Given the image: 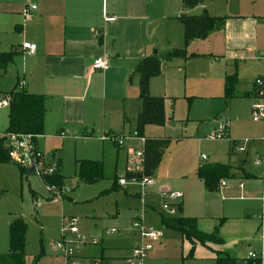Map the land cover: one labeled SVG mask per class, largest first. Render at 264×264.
Masks as SVG:
<instances>
[{
    "label": "crops",
    "instance_id": "obj_1",
    "mask_svg": "<svg viewBox=\"0 0 264 264\" xmlns=\"http://www.w3.org/2000/svg\"><path fill=\"white\" fill-rule=\"evenodd\" d=\"M30 5L36 9L28 11ZM26 11L28 14H25ZM203 14L211 18H225L224 27L210 33L204 40H194L185 46L183 26L178 18L181 15L199 17ZM95 33L98 34L97 37L94 36ZM23 43L35 45L34 54L25 53ZM183 49L186 51V58L171 61L164 59L167 53ZM8 53H14V56L5 70H0V96L11 91H24L29 95L45 98L43 135L34 138L37 149L45 155L53 141L94 139L104 145L109 141H101L102 137L120 136L126 143L122 148L113 144L119 150L115 155L114 168L116 172L118 157L122 152L123 176L131 150L129 142L140 140L142 151L144 148L143 139L134 135L141 111L138 77L134 74L137 65L143 59L153 56L161 62L159 77L152 78L149 82V95L164 99L165 124L172 121L173 115L168 113L172 102L167 92L160 93L156 89L159 79L165 81L171 70L186 71L188 66L202 60H206L211 67V77L216 78L215 86L218 89H224L226 76L236 74L237 95L250 102L251 107L255 97L253 81L263 70L264 0H202L201 5L191 10H184L181 0H0V55ZM95 59H104L106 69L92 70ZM168 114H171L170 121ZM8 126L9 106L0 110V136L6 134ZM61 133L64 137L60 136ZM234 143L232 151L235 149ZM247 146L243 153L246 154L245 159L254 154L258 156L263 151L260 138L252 140ZM52 156L57 157L62 165L59 154ZM206 161L207 158L202 160L198 168L208 165ZM8 164L12 163H0V168L8 169ZM61 165L57 173L65 184ZM227 167L232 176L228 180H250L256 183L259 178L246 173L242 168L234 171L230 166ZM27 173L33 175L30 171ZM152 176L156 177V171ZM116 177L120 176L115 174L113 186L120 188L115 183ZM197 180L202 185L203 192L216 193L207 192L203 183L198 178ZM238 190L241 194L249 193L243 184ZM136 195L138 196V191ZM183 200L184 195L175 217L194 219L198 231L204 234H212L217 230L222 244L190 243L160 224L163 231L169 234L168 237L164 236L175 240L174 236L177 235L185 253L192 249L194 257L201 255L209 264H215L216 253L227 252L224 251L227 248H224L227 243V232H224L223 225L225 222L220 221L219 225L208 223L204 212L183 216ZM253 203H257V207ZM150 209L154 211L153 208ZM262 216L264 218V208L258 194L257 198L242 206L236 227L252 229L253 238L261 242L264 229ZM245 218H252V221H244ZM134 241L136 237L133 233L131 245L127 247L129 255L126 260L130 257ZM165 244L167 240L163 239L153 243L157 248ZM124 248L121 244L113 249L118 253L119 250L124 251ZM248 262L247 259L241 263L239 261L240 264Z\"/></svg>",
    "mask_w": 264,
    "mask_h": 264
},
{
    "label": "rangeland",
    "instance_id": "obj_2",
    "mask_svg": "<svg viewBox=\"0 0 264 264\" xmlns=\"http://www.w3.org/2000/svg\"><path fill=\"white\" fill-rule=\"evenodd\" d=\"M192 65L186 71L171 70L168 81L159 79L156 85L160 93L169 94L172 104L168 107V113L171 112L173 116L169 124H165V118L163 125H148L146 127L149 130L144 128V138L165 139L169 141V146L155 170L156 177L143 174L144 177L151 176L154 182L152 187L146 189L143 197L137 196L134 188L120 189L113 186L115 174L122 178L128 176L129 171L143 173V168L137 166L130 156L132 151H142V143L137 139L129 142L131 150L123 176L122 152L115 172V155L119 150L110 141L104 145L94 139L51 142L46 157L44 155L45 161L55 163L57 160V163L58 158L52 154L60 155L61 175L65 181L62 185L71 188L69 195H61L60 198L49 193L44 183L46 179H42L43 182L39 177L27 174V179L21 180L17 165L8 164L9 170L1 167L0 255L8 254L9 225L20 219L28 227L23 264H132L125 259L129 255L127 247L131 245L130 239L133 238L131 221L143 213L145 222L160 230L167 244L160 248L153 245L154 249L148 252L142 264H209L201 255L194 257L192 249L185 253L178 236L171 240L167 238L169 234L163 231L159 223L160 214H169L161 209L160 194L169 191L184 195L183 216L204 212L208 223L219 225L220 221L225 222L223 225L224 232H227V243L224 241V248H227L224 251L235 256L240 263L248 260L249 253H254L263 259L264 264V229L260 242L253 238L252 229L238 228L235 224L241 216L242 206L257 198L258 194L261 198L260 176L263 171L254 165L259 155L249 153L250 156L245 159L246 154L243 153L248 147L245 140L251 142L259 139L262 126L252 121L251 103L239 98L237 87L234 94L227 98L224 89L215 86L216 78L211 77V67L206 60ZM222 123L227 124L230 139H209L208 136ZM233 142L238 144V148H243L244 152L236 149L232 151ZM202 156L207 158V164L230 166L234 171L242 168L246 173L259 178L256 183L250 180H226V188H221L215 194H207L203 192L195 171L202 163ZM83 161L102 162L103 178L92 185L80 184L78 162ZM119 178L116 177L115 183ZM240 183L249 191L248 194L239 192ZM253 205L257 207L258 204ZM69 221H75L77 234L70 232ZM244 221H252V218H245ZM112 230L114 234L110 233ZM58 242H62L67 251H71L70 258L65 257L64 251L54 248L53 245ZM121 244L125 250L115 253L117 250L113 248ZM133 244L131 249L139 244L137 237Z\"/></svg>",
    "mask_w": 264,
    "mask_h": 264
},
{
    "label": "trees",
    "instance_id": "obj_3",
    "mask_svg": "<svg viewBox=\"0 0 264 264\" xmlns=\"http://www.w3.org/2000/svg\"><path fill=\"white\" fill-rule=\"evenodd\" d=\"M202 0H181L184 10H191L201 5ZM184 31V44L187 46L194 40H204L214 32L220 31L225 24V18H211L207 14L199 17L181 15L179 18ZM14 53L0 55V70L4 71L6 66L12 61ZM176 58H186V51L173 50L164 57L166 61ZM161 62L156 57L143 59L136 67L134 74L138 77L139 101L141 111L138 114L134 135L138 139H143V174L151 176L157 169L163 152L169 145L168 140H148L144 139V128L148 125H163L165 123L164 99L153 98L149 95V82L152 78L158 77L161 73ZM237 85L236 74L226 76L224 94L228 98L234 94ZM9 98V126L6 134L29 135L32 138L40 137L44 131L45 98L43 96L29 95L24 91H11L3 96ZM0 163H11L8 158V146L5 137L0 138ZM58 170L61 163L57 162ZM21 180L26 179L27 170L18 166ZM103 163L83 161L78 162V178L80 184L92 185L103 178ZM197 178L203 183L207 192H217L222 181L231 179L229 168L220 164H208L198 168ZM130 176V175H128ZM115 180V179H114ZM46 184L61 186L62 179L57 173L52 178L45 180ZM115 185V183H114ZM180 210V208H179ZM160 224L166 230L179 234L184 240L190 243H207L221 245L222 241L218 237L217 230L212 234H204L198 231L196 221L183 217H162ZM28 228L26 224L16 219L11 222L8 228V254L0 255V264H23L24 249ZM215 264H240L239 261L227 252H217ZM247 264H253L249 261Z\"/></svg>",
    "mask_w": 264,
    "mask_h": 264
},
{
    "label": "built area",
    "instance_id": "obj_4",
    "mask_svg": "<svg viewBox=\"0 0 264 264\" xmlns=\"http://www.w3.org/2000/svg\"><path fill=\"white\" fill-rule=\"evenodd\" d=\"M36 9L35 6L30 5L28 11H34ZM26 11L25 14H28ZM94 36H98L97 33ZM22 49L28 55L34 54L36 50V46L30 43H23ZM263 61V70L259 77H257L253 81V88L255 92L254 101L250 107L252 121L254 123H259L262 125V135L260 137V142L263 146L262 153L258 156L257 160L254 162L256 167H261L263 171V175L261 176V203L264 208V55L262 57ZM94 71H103L106 69V63L104 59H95L91 66ZM9 106V98L8 97H0V110ZM213 132L208 136L211 140H229L228 127L227 124L222 123L217 126ZM61 137H64V134H60ZM1 137H5L8 146V158L12 164L20 166L23 169H26L27 172L29 170L33 171V175L39 177L41 180L52 178L57 174L58 167L57 163H46V159L41 151L37 149L34 143V139L29 135H15V134H4ZM102 141H111L117 147L122 148L124 146L125 139L118 136H110V137H102ZM144 142V141H143ZM246 145L250 142L245 140ZM235 149L239 152H244L243 148H238V144L235 142ZM131 160H134L137 163V166L143 168V151L131 153ZM206 158L202 156V160ZM130 176H125L119 178L117 180V186L120 188L125 187H134L138 191L139 197H143L146 193V189L152 187L153 179L152 177H138V173L134 171H129ZM42 180V181H43ZM44 182V181H43ZM45 183V182H44ZM46 184V183H45ZM47 189L51 195L60 198L61 195H69L71 192V188L68 186L61 185H49L46 184ZM226 183L222 181L219 185V191L221 188H225ZM239 188H242V184H239ZM161 197V209L169 214L170 217H175L178 213V209L180 206V201L183 197L182 193H174L169 191H162L160 194ZM262 222L264 218H261ZM144 218V214L140 213L136 215L131 221V230L134 235L138 238L139 244L131 249L130 257L128 261L132 264H142L143 260L146 258L148 252H150L153 248V243L158 242L162 239L163 233L160 230L155 229L154 227L148 225ZM71 229L70 232L72 234H77V229L74 227L75 221H69ZM114 234L112 230L110 232ZM55 249H59L60 251H64L65 257L70 258L71 251L66 250L63 247L62 242H58L53 245ZM248 260L252 261L253 264H262L263 259L259 258L257 254L249 253Z\"/></svg>",
    "mask_w": 264,
    "mask_h": 264
},
{
    "label": "water",
    "instance_id": "obj_5",
    "mask_svg": "<svg viewBox=\"0 0 264 264\" xmlns=\"http://www.w3.org/2000/svg\"><path fill=\"white\" fill-rule=\"evenodd\" d=\"M170 110H171V109H170ZM170 117H171V114L168 115V121H170V119H169ZM29 171H30V173H33L32 170H29Z\"/></svg>",
    "mask_w": 264,
    "mask_h": 264
}]
</instances>
